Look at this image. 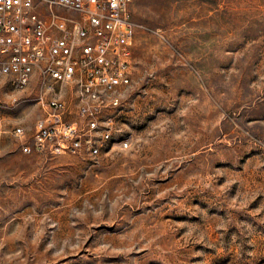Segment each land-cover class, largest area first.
Returning <instances> with one entry per match:
<instances>
[{"label":"rangeland","instance_id":"obj_1","mask_svg":"<svg viewBox=\"0 0 264 264\" xmlns=\"http://www.w3.org/2000/svg\"><path fill=\"white\" fill-rule=\"evenodd\" d=\"M131 11L132 82L100 153L2 142L0 264H264V0ZM13 94L31 129L34 90Z\"/></svg>","mask_w":264,"mask_h":264},{"label":"built area","instance_id":"obj_2","mask_svg":"<svg viewBox=\"0 0 264 264\" xmlns=\"http://www.w3.org/2000/svg\"><path fill=\"white\" fill-rule=\"evenodd\" d=\"M131 3L0 0V78L10 93L0 97V146L8 138L26 154L100 153L132 82ZM29 89L40 107L31 129L15 116L12 96Z\"/></svg>","mask_w":264,"mask_h":264}]
</instances>
